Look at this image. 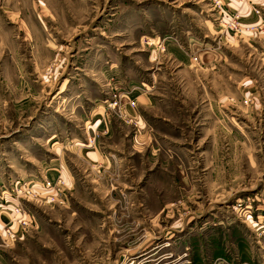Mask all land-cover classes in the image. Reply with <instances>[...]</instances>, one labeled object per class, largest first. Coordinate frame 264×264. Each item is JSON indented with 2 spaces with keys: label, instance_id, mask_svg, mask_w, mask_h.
I'll return each instance as SVG.
<instances>
[{
  "label": "rangeland",
  "instance_id": "rangeland-1",
  "mask_svg": "<svg viewBox=\"0 0 264 264\" xmlns=\"http://www.w3.org/2000/svg\"><path fill=\"white\" fill-rule=\"evenodd\" d=\"M255 5L0 0V264H264Z\"/></svg>",
  "mask_w": 264,
  "mask_h": 264
},
{
  "label": "built area",
  "instance_id": "built-area-1",
  "mask_svg": "<svg viewBox=\"0 0 264 264\" xmlns=\"http://www.w3.org/2000/svg\"><path fill=\"white\" fill-rule=\"evenodd\" d=\"M241 2H246V3H251V4H258L263 0H240ZM254 11L256 14L261 15V9L259 8L258 5L254 6ZM242 14L239 11L232 12L230 15L227 16V19L224 21V26L227 29H231L234 31L236 34H248V33H254L258 29H262L264 27V19L262 18L259 22L257 23H244L242 22ZM21 192H28L26 188L21 187L19 189V193ZM22 208H17L16 212L17 213H22ZM8 237L13 238V232L11 228L8 230Z\"/></svg>",
  "mask_w": 264,
  "mask_h": 264
},
{
  "label": "crops",
  "instance_id": "crops-1",
  "mask_svg": "<svg viewBox=\"0 0 264 264\" xmlns=\"http://www.w3.org/2000/svg\"><path fill=\"white\" fill-rule=\"evenodd\" d=\"M242 12H243V14L245 13V12H247L246 11V8H244L243 10H242ZM242 14V13H241ZM262 18H261V16H257V15H255V14H252V15H250L249 17H245V18H243L242 19V21L244 22V23H257V22H259L260 20H261Z\"/></svg>",
  "mask_w": 264,
  "mask_h": 264
}]
</instances>
